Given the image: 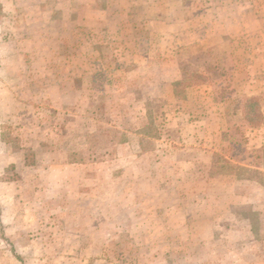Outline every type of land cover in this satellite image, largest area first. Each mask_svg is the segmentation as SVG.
<instances>
[{"label":"rangeland","instance_id":"374dc122","mask_svg":"<svg viewBox=\"0 0 264 264\" xmlns=\"http://www.w3.org/2000/svg\"><path fill=\"white\" fill-rule=\"evenodd\" d=\"M0 264H264V0H0Z\"/></svg>","mask_w":264,"mask_h":264},{"label":"trees","instance_id":"16d2710c","mask_svg":"<svg viewBox=\"0 0 264 264\" xmlns=\"http://www.w3.org/2000/svg\"><path fill=\"white\" fill-rule=\"evenodd\" d=\"M258 117H260V115H258Z\"/></svg>","mask_w":264,"mask_h":264}]
</instances>
